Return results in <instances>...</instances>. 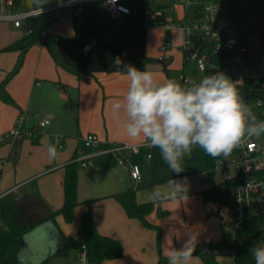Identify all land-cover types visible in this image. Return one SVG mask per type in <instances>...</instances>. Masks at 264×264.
I'll return each mask as SVG.
<instances>
[{
  "label": "crops",
  "instance_id": "crops-1",
  "mask_svg": "<svg viewBox=\"0 0 264 264\" xmlns=\"http://www.w3.org/2000/svg\"><path fill=\"white\" fill-rule=\"evenodd\" d=\"M52 1L55 0L24 1L19 7L11 8L7 0H0V82L14 68L20 54L15 47L23 45V41L29 37L28 27L33 31L44 30V35L54 38L61 60L74 70L81 71L82 76L79 77L75 72L57 64L45 43L44 36L30 47L22 68L7 85V91L13 102L0 99V141L4 138L2 142L4 145L0 146V156L6 154V157H0V162L4 166H9L11 163L17 165L21 151L19 145L24 137H19L15 141L13 137L4 134L15 126L19 116L26 115L31 104H51L50 109H43L40 113L42 115L48 113L57 118L60 112L59 105L65 106L68 99L70 102L73 101L72 90L76 92L74 96L78 117H81L85 107V116L92 120L87 132L97 134L101 142L96 147H88L85 144L88 147L87 153L80 151L76 146L72 155L68 157H62L59 161L51 163L49 160L43 161L29 178L19 183L8 182L0 197L16 192L19 194L20 202L32 201V198L39 197L44 204L43 207H39L38 213L57 210L62 207L65 199V164L76 152L77 160L83 154L91 153L92 157L87 163V165L90 163L89 176L82 174L79 168L80 204L74 208L73 220L66 224L60 218L63 215L56 217V224L68 239H76L80 236L82 215L91 205L98 232L118 239L124 246V254L121 258L107 259L102 264H156L161 254L168 256L170 248H180L189 238H194L195 241V252L190 264H208L196 253V249L202 244L222 241L224 239L222 221L232 214L227 206H219L217 203L204 200L200 193L201 190L211 188L217 183H204V176L199 173L203 185L193 188L189 186L188 179L196 175L186 176L183 173L178 175L179 178L170 176L172 179L169 182L172 184V190L174 181L181 183L185 194L172 195L173 191L170 194L157 179L151 177L149 179L144 177L139 183L141 186L136 187L129 166L120 164V155L105 151L108 146L122 140L130 141L132 144H146L142 137L133 140L126 135L124 129L126 117L123 112L118 117L114 115L112 105L116 100L122 99L127 91L128 78L124 70L125 65H134L142 71L146 69L153 72L157 80L163 79V72L159 70L161 67L158 66V70H151L153 68L150 64L153 65L152 62L157 60L164 65V69L167 68V64L159 59L157 49L159 44L162 49L164 42L160 41L154 45V39L168 29L148 26L146 0H121L131 9L129 14L110 12L104 0H89L82 8H76L71 14L68 13L64 19H55L53 15L34 16L32 21L30 18L25 20L23 25L16 26L14 20L5 17L10 9L26 10ZM164 2L165 0H154V4L162 13L167 12V19H181L187 16L189 18V10L184 2L179 5L176 13H172L171 8ZM249 37L251 39V35ZM179 48L181 49L182 45H179ZM162 50L165 51L166 58L171 56L167 51L168 48ZM117 58L121 61L119 65L116 62ZM183 59L185 60L184 56ZM61 84L67 86L68 92L61 87ZM71 114L73 115L72 111ZM25 122L26 118L24 124ZM38 122L25 126L37 128ZM51 122L50 120L48 124L51 125ZM54 129L55 127L51 128L53 132ZM76 133L73 138L81 134L80 127ZM40 136L41 134L34 139L39 140ZM54 137L55 135H52V143L57 149L66 145V141L60 135L58 136L61 138L60 143L55 142ZM146 150L144 157L138 159L139 163L153 162L151 147H147ZM149 152L152 155L150 159L146 157ZM131 158L135 160L134 155ZM11 171L8 170L4 174L0 170L2 183L7 174L10 176ZM35 176L40 179L34 190L25 188L21 191L23 184L25 183L26 186ZM129 187H135L138 202H157L154 210L148 215V220L161 228L160 248L158 231L146 227L140 219L130 217L114 196ZM159 208L168 213L160 217ZM2 222L1 219L0 223ZM53 226L54 224L51 223L40 224L26 234L24 248L21 250V260L24 264H41L58 249V239L52 233ZM241 227L248 226L242 224ZM220 257L224 256H218ZM231 257L230 254V259ZM80 258V250L73 248L67 255L51 257L46 264H80Z\"/></svg>",
  "mask_w": 264,
  "mask_h": 264
},
{
  "label": "trees",
  "instance_id": "trees-1",
  "mask_svg": "<svg viewBox=\"0 0 264 264\" xmlns=\"http://www.w3.org/2000/svg\"><path fill=\"white\" fill-rule=\"evenodd\" d=\"M24 1L30 0H14V6L19 7ZM211 0H190L193 4L195 12H199L202 5ZM227 1L228 0H216ZM154 3V0H152ZM239 3L240 0H229V11L241 27L245 24L239 15ZM247 9L249 11V22L245 26L247 28L246 37L249 38L252 34H258L264 44V0H247ZM260 13L261 16H252V14ZM167 12H163L161 18L167 20ZM187 16V15H186ZM188 18V16H187ZM44 30L33 31L29 34V37L23 41V45H18L15 48L20 51L18 60L14 68L9 72L6 78L0 82V99H4L13 102V98L7 91V85L9 81L16 75L23 66L25 55L30 47L38 40L45 37V43L47 44L50 52L52 53L55 61L58 65L75 72L79 77L82 76L81 71H76L66 63H64L56 49L55 39L49 35H44ZM197 43L202 44L203 48L209 53V58L216 64H223L226 60V56H220L212 52V43H205L203 37H195ZM167 71V68H165ZM180 83L184 87H190L198 82H190L185 80H174ZM259 83L254 80H248L243 84H239L241 87L240 94L251 107L253 113L258 119L263 120L264 116L258 111L255 102L254 89ZM61 87L68 92L66 85L61 84ZM28 128V127H27ZM33 130L32 138L41 134V128H30ZM25 136V135H24ZM23 136V137H24ZM3 141H0L2 143ZM147 148H141L139 154H135V160L139 162V158H143L147 152ZM239 151L234 149L233 153ZM230 154V155H231ZM78 153L74 154V157L65 164V177H64V204L57 210L49 211L47 213H38L39 207H43L44 202L39 197L32 198V201L20 202L19 199L14 197L13 193H8L0 197V214L3 222L0 223V264H24L21 260V250L24 248V238L26 234L33 228L40 224L51 223L53 226V236L58 239V249L47 257L41 264L46 262L56 255H67L68 252L73 249H79L82 253L85 250L87 264H102L107 259L121 258L124 254L123 244L116 238L102 235L98 232L91 205L87 211L82 215V226L80 230V236L76 239H68L56 224V217L63 215L67 221H72L74 217V208L80 204L78 199V172L80 168V162L77 160ZM229 155V156H230ZM224 157L213 158L207 155L199 147H194L190 156L185 158L187 172L186 175L199 174L204 171L207 175L203 178L204 181H213L216 167L220 160ZM235 184L233 180L228 179L225 182H220L212 186L211 188L203 189L200 191L204 200L217 203L219 206L231 207L233 205V198L231 196L230 189ZM117 200L121 202L125 208L127 214L130 217L138 218L142 223L149 228H154L158 231V245L161 246V228L151 223L148 220V215L154 210L157 202H138L136 199L135 187H129L125 191L116 193L114 195ZM90 203V202H89ZM168 212L166 210L158 209V215L163 217ZM262 233L260 230L252 227H241L236 231L234 236L230 240H222L220 242H210L208 244H202L196 249V253L199 254L203 260L208 264H224L219 260L217 250L221 253L224 251H230L233 253V264H255L253 256L250 254V247L261 242ZM156 264H169L167 256L161 254L159 261Z\"/></svg>",
  "mask_w": 264,
  "mask_h": 264
},
{
  "label": "clouds",
  "instance_id": "clouds-1",
  "mask_svg": "<svg viewBox=\"0 0 264 264\" xmlns=\"http://www.w3.org/2000/svg\"><path fill=\"white\" fill-rule=\"evenodd\" d=\"M116 62L121 63L119 58ZM124 70L127 91L113 103V113L118 117L123 112L126 135L133 140L142 137L145 146L158 148L174 173L184 170L183 161L194 147L213 158L227 159L235 148L264 134V120L258 119L240 94L242 81H233L224 72L184 87L172 79L161 82L153 72L131 64ZM47 151L51 159L57 158L55 144L50 143ZM177 193L185 194L184 186L174 181L172 195ZM194 252V238H189L180 248H170L167 259L169 264H190ZM249 252L255 264H264V243L253 244Z\"/></svg>",
  "mask_w": 264,
  "mask_h": 264
},
{
  "label": "built area",
  "instance_id": "built-area-1",
  "mask_svg": "<svg viewBox=\"0 0 264 264\" xmlns=\"http://www.w3.org/2000/svg\"><path fill=\"white\" fill-rule=\"evenodd\" d=\"M87 1L89 0H55L46 5L26 10L10 9L5 17L14 20L16 26L23 25L25 20L33 16L53 15L55 19H64L74 9L82 8ZM185 1L181 0V2ZM187 1L190 2V0ZM146 2L148 26L182 31L186 38L181 49L190 58L199 60L200 70L224 72L235 81H242L241 84L248 80H254L259 83L254 89L255 102L258 100L264 101V53L261 56V73L256 74L248 66L251 39L246 37L247 28L239 25L229 9L227 11L224 10L223 4H228L227 1L211 0L205 2L200 11L195 13L196 16L193 19L167 20L161 18L162 12L152 0H146ZM7 3L11 8H14V0H7ZM104 3L107 9L115 14H129L131 12V9L122 3L121 0H104ZM27 31L28 34L33 33L30 27L27 28ZM196 36L203 37L205 43H212V52L220 56H226L225 62L221 65L212 62L208 51L203 48L202 44L197 43ZM171 45L172 42L167 40L163 43L162 49H167ZM256 106L258 111L264 116V103L259 105L256 103ZM49 122V117L41 118L37 128H42ZM33 133L32 129L24 125L23 115H20L16 125L9 131L8 136L16 140L24 135L31 136ZM54 141L60 143L61 138L55 136ZM100 142L99 136L95 133H88L85 137V144L88 147H96ZM143 147L147 148L148 146L143 143L119 142L108 146L105 151L118 153L120 155V164L129 166L131 178L136 181L142 177L140 163L134 161L131 156L139 154ZM235 149H239V151L231 154L227 159L220 160L216 167V170L219 166L226 167L228 160H231L230 166L235 171L233 176L224 173L222 177L224 182L228 179L235 182L230 189L233 205L228 207L232 214L226 217L221 224L224 240H230L246 220L253 217L264 220V134L259 138L253 137L247 140ZM91 157V153L83 154L79 160L83 164H87ZM146 157L150 159L152 157L151 153H147ZM201 174L205 177L207 172L204 171ZM217 253L218 256L231 254V259L228 262H223L224 264H233V253H230V251L221 253L219 250H217ZM80 259L83 264H87L85 250L82 251Z\"/></svg>",
  "mask_w": 264,
  "mask_h": 264
},
{
  "label": "rangeland",
  "instance_id": "rangeland-1",
  "mask_svg": "<svg viewBox=\"0 0 264 264\" xmlns=\"http://www.w3.org/2000/svg\"><path fill=\"white\" fill-rule=\"evenodd\" d=\"M164 3L167 7L171 8L172 13H176L179 5L183 4L181 0H165ZM184 3L186 4L189 10V18L193 19L196 16V14L193 10L192 4L189 3L187 0ZM227 3H229V0ZM223 6L225 11L229 9L228 4H223ZM239 15L246 26L249 22L248 18L249 16H251L249 15V11L247 9V0H240ZM252 16L259 17L261 15L260 13H256L254 15L252 14ZM30 18H29L30 21H32L33 20L32 17ZM150 27L155 28L154 26H150ZM160 29H164V28H160ZM185 38L186 36L182 31L168 29L165 30L164 33L161 34L159 37L156 36V38L154 39L155 42L154 45L156 43H159L160 41L165 42L167 40H170L172 42V45L167 50L171 53V56L169 58L165 57V51H163L160 48V44L157 46L160 55L158 57H160L159 59L167 64L168 71H165L164 65L161 62H158L157 60H154V62H152L153 65L150 64V67L153 68V69L149 68L151 70H158V66L161 67V69H159L162 70L163 72V79L161 80V82L166 81L168 79L182 80L184 77H186L188 81L199 82L204 76L217 72L215 70H207V71L200 70L199 60L195 58H190L185 52H183L182 49L179 48V45H184ZM171 50L174 51L172 52ZM263 53H264V44L261 40V37L258 34H252L250 40V55L248 58V66L256 74L261 73V56L263 55ZM183 56L185 57V60L183 59ZM227 76L231 78L229 75ZM231 79L235 81L233 78ZM238 88L239 90L241 89L239 85ZM72 92L74 95L76 94L75 90H72ZM74 95L72 102H70V100L68 99L67 104L65 106L59 105L60 112L57 115V118L48 113L47 114L44 113L43 115L40 113L41 110L43 109H50L52 107L51 104H39L40 106L38 104H31V106L29 107V111L26 113V115L23 116L24 120L26 118V122L24 125L31 126L37 123L40 120V118H45V117H49V119L52 121L51 125L48 124L47 126L45 125V127H42L41 136L39 137V140L37 139L35 140L34 138L28 135L24 136V139L21 141L19 145L21 151L19 152V159L16 166L12 163L9 164V166L7 165L4 166L0 162V170L3 171L4 174H6V171L8 170L9 171L12 170L10 176H8V174L6 175L4 183H2V178L0 179V193L3 191V189L7 187L8 182L14 183L17 181V183H19L20 181L29 178L31 175L35 173L37 167L43 161L49 160L50 161L49 163H51V162L59 161L62 157H68L69 155H72L73 149H75L76 146H78V149L80 151H84L85 153L88 152L87 151L88 147L85 146V137L88 133L87 132L88 129H90L89 127L92 124V120L85 116V110H86L85 107H83L81 117H78L76 113L77 103ZM61 110H63V112ZM71 111L73 112V115L71 114ZM40 114L41 117L39 116ZM52 127H55L54 132L51 130ZM79 127L81 130V134L73 138V135L77 134L76 132ZM8 133L9 132H7L4 135H8ZM70 134L72 136H70ZM52 135L55 136L60 135L62 139L66 141V145L63 148L57 149L56 159H51L47 151L48 145L50 143L53 144ZM122 141L132 144V142L127 140H122ZM3 145L4 144L0 143V146ZM151 152L153 155V162L140 163L142 177L140 180H136V181L134 180L135 186L139 187L140 185L139 183L142 181L144 177L146 179H149L151 177L153 179H157L159 184L163 185L171 194L173 190L171 188L172 184L169 182L172 179L170 178V176L176 178L178 175H183V173L186 174L187 166L183 161L184 170L179 174L174 173L169 169L168 165L162 160L160 155V150L158 148L151 147ZM0 157L4 158L6 157V154ZM230 162L231 160L230 161L228 160L227 162L228 165L226 167L219 166L217 168L213 181H204V183L207 184L219 183L222 180L224 173H227L229 176H233L235 171L230 166ZM80 164H81L80 172H82V174H86V176L88 177L89 176L88 166L90 165V163L87 165L80 162ZM195 175H196L195 177L188 179L189 186L193 188L203 185V180L201 179L199 174H195ZM38 179L40 178H37V176H35L31 180H29L30 183L26 184V186L24 183L23 184L24 186L21 187V191L24 190L25 188H29L33 191L34 188L37 186V183H39ZM60 218H62V220L66 224L71 223L67 221L64 216H60ZM1 219L2 217L0 215V220ZM243 225L260 230L262 233L261 242L264 243L263 220L259 219L258 217H253L246 220L243 223ZM219 260L228 262L230 260V255L220 257ZM80 264H83L82 261H80Z\"/></svg>",
  "mask_w": 264,
  "mask_h": 264
},
{
  "label": "water",
  "instance_id": "water-1",
  "mask_svg": "<svg viewBox=\"0 0 264 264\" xmlns=\"http://www.w3.org/2000/svg\"><path fill=\"white\" fill-rule=\"evenodd\" d=\"M186 78H183V80H185ZM14 197L16 198V199H18L19 198V194L16 192V193H14Z\"/></svg>",
  "mask_w": 264,
  "mask_h": 264
}]
</instances>
